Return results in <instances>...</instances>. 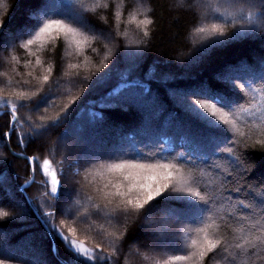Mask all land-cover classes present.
Instances as JSON below:
<instances>
[{"label": "snow or ice", "instance_id": "6c2138e0", "mask_svg": "<svg viewBox=\"0 0 264 264\" xmlns=\"http://www.w3.org/2000/svg\"><path fill=\"white\" fill-rule=\"evenodd\" d=\"M172 8L194 17L189 33L201 42L194 59L243 33L264 35V0H174ZM155 17L153 0H40L39 11L30 14L31 26L14 31L11 18L7 23L0 19V50L8 53L0 64L9 69L0 72V116L8 118L0 126V148L8 149L0 152V167L15 163L9 157L27 162L29 178L17 190L52 240L59 264H261L264 180L249 182L247 177L252 167L248 149L264 150V60L259 67L225 68L217 77L222 90L200 84L179 93L184 114L202 128L186 132L179 148L167 154L163 144L171 137L151 143L134 134L97 144L78 134L77 117L96 104L93 97L113 74L121 83L101 99L119 105L151 95L134 73L151 44ZM230 29H235L231 36ZM130 33L135 39L109 67L104 62L114 55L118 38L128 39ZM58 43L65 49L61 78H71L77 87L89 81L80 69L92 63L91 56L102 55L101 67L107 69L79 103L71 90L66 103H56L64 95L51 59ZM17 49L30 57L23 61L26 73L19 71ZM125 61L132 62L119 70ZM154 73L150 68L146 76ZM234 93L243 101H234ZM13 137L18 147L35 144L48 155L16 151ZM37 170L44 177L39 207L26 191L37 183ZM11 179L19 180V173ZM0 192H8L3 173ZM58 213L64 219L58 221ZM9 215L0 209V218ZM131 224H138L143 236L130 244ZM80 226L95 232L99 241L80 239ZM56 237L67 258L60 256ZM17 259L0 251V264Z\"/></svg>", "mask_w": 264, "mask_h": 264}, {"label": "trees", "instance_id": "16d2710c", "mask_svg": "<svg viewBox=\"0 0 264 264\" xmlns=\"http://www.w3.org/2000/svg\"><path fill=\"white\" fill-rule=\"evenodd\" d=\"M173 4L174 0H153L156 10V22L153 25L151 44L145 49L146 57L140 62L134 73L150 89L151 95H141L135 103L119 105L101 99L107 92L118 87L121 83L119 76L113 74L108 83L93 97L96 104L86 108L83 114L77 117L79 134L83 133L97 144L118 141L123 137L134 134L151 143L159 141L161 137H171L172 139L168 143L163 144L164 153L167 154L172 147L179 148L180 138L186 132L195 134L202 128L200 124L191 121L184 114L178 103L179 93L200 84H207L216 90H222L223 85L217 77L225 68L241 65L259 67L260 61L264 60V35L253 33H243L238 38L227 40L223 45L212 47L208 53L199 59H194L197 56V50L201 47L199 38L189 33L194 17L191 13L185 11L176 12L172 8ZM39 8L40 0H0V19L7 23L11 18V28L13 26L24 28L35 23L34 20L30 19V14L38 12ZM233 31L235 29L229 30V36ZM131 39H135L132 33H130L128 39L118 38L117 45L113 48L114 55L104 63L111 67L120 50L126 47L128 40ZM131 50L139 49L133 46ZM16 54L21 59V64L18 66L19 71L26 73L27 70L23 67V61L30 59V57H27L22 49H17ZM0 55V58H2L7 56L8 53L3 51ZM63 56H65V49L62 44L58 43L55 53L51 54V59L55 65L54 79H60L61 92L64 95L57 99L56 103L67 102V90H71L70 94L72 96H79L77 100V103H79L91 82L95 80L97 75L107 71V69L101 67L102 55L91 56L92 63L87 68L82 66L80 69L82 76H89V81L77 87L76 81L71 78H61L60 66L62 64L61 57ZM131 62L125 61L119 70H122ZM153 67L155 68L154 75L151 77L146 76L149 69ZM5 70L9 69L0 64V72ZM14 79H19V77H14ZM2 82L3 77H0V86H2ZM232 99L243 101V97L239 93H234ZM145 104L149 106L147 110L143 107ZM54 111V109H49L50 113ZM93 113L101 114L103 119L100 120ZM7 119L6 115L0 116V126L6 125ZM149 122H151L150 127H146ZM3 130H7L6 127ZM62 130L63 128L59 131ZM165 134L167 135L165 136ZM56 135L58 136V132ZM68 143L73 142L69 141ZM12 148L18 152L23 151L27 155L39 154L41 158L48 155L46 148L40 151L38 145L35 144L29 145L27 149L18 147L15 137H13ZM0 152L7 153L8 149L6 147L0 148ZM248 152L249 163L252 167L247 179L249 182L264 180V150L256 146L249 148ZM9 158L14 159L15 163L11 166L0 167V173L6 176V187L8 189L7 193L0 192V209L8 211L10 214L9 217L0 218V251H7L9 255L17 257L15 264H59L57 256L52 252V240L44 231L34 210L25 202L23 194L17 190L18 185L23 184L24 180L29 178L27 162L13 157ZM15 173H19V180L11 179ZM42 179L44 177L37 170V183L26 189L28 196L35 200L38 207L40 206V200L36 198L41 191L39 181ZM20 204L24 206L20 207ZM181 206L179 203L176 204V207ZM26 210L27 213L25 214ZM160 215H163V213ZM60 219H64V217L59 216L58 213V221ZM82 228L83 226H80V239H85L87 236L86 243L89 244L92 242L93 237L99 241V237L96 236L95 232H86ZM142 236L143 233L138 224L129 225L128 243H135ZM24 240L30 246L29 249L24 248V255L12 252ZM55 244L58 247L60 256L67 258L68 254L59 237L55 238ZM36 249L43 253L44 257L42 259L34 260L33 255L29 253V250L35 251ZM221 264H224V262L221 261ZM261 264H264V260L261 261Z\"/></svg>", "mask_w": 264, "mask_h": 264}, {"label": "rangeland", "instance_id": "374dc122", "mask_svg": "<svg viewBox=\"0 0 264 264\" xmlns=\"http://www.w3.org/2000/svg\"><path fill=\"white\" fill-rule=\"evenodd\" d=\"M14 31L15 30H17V29H23V28H20V27H14L13 26V28H12ZM3 53V51H0V54H2ZM0 57H1V55H0ZM143 105V104H142ZM143 107H145L146 108V110L148 109L147 107H149V106H147V104H145ZM144 112H145V110H144ZM80 133V131L78 132V134ZM83 134V133H82ZM84 135V134H83ZM70 142H74V139H70L69 140ZM92 141H93V139H92ZM20 202V201H19ZM20 246V247H19ZM27 248V249H29L30 248V246L29 245H27L26 244V242H25V240L24 241H22L21 243H19V245H18V247H15L14 248V250H12V252H15V253H17V254H22V255H24L23 253V251H24V248ZM30 252V254H32L33 255V259L34 260H39V259H42L43 257H44V255H43V253H41V251L40 250H38V249H36L35 251H32V250H29Z\"/></svg>", "mask_w": 264, "mask_h": 264}]
</instances>
